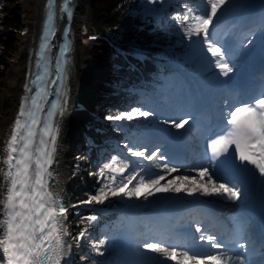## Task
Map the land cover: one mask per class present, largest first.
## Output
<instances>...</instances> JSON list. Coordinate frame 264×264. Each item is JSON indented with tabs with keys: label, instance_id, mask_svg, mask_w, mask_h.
I'll return each instance as SVG.
<instances>
[{
	"label": "snow or ice",
	"instance_id": "1",
	"mask_svg": "<svg viewBox=\"0 0 264 264\" xmlns=\"http://www.w3.org/2000/svg\"><path fill=\"white\" fill-rule=\"evenodd\" d=\"M201 2L203 9L200 7ZM225 3L226 0H198L193 6V0H185V11L182 14L177 12L173 19L181 26L183 36L189 41L185 45L189 60L196 63L204 74L203 80L178 84L167 107L137 106L120 111L114 116L106 115L105 120L114 122L146 121L144 128L148 130L126 139L118 154L112 155L97 171L90 173L98 177L97 189L78 205L73 204L72 208L103 205L110 197L131 201L133 198L139 199L144 189H150L144 195L149 206L172 203L181 208L196 209L202 203L199 200L169 201L165 198L153 202L149 201V197L156 193H175L179 196L184 192L189 197L198 193L206 197L226 195L230 200H238L244 193L237 184L229 186L230 180L241 184L259 182L264 186V72L260 75V91L254 95L238 91L235 77L231 75L246 61L259 59L264 65V0H260V10L256 17L260 23L257 26L239 33L230 32L228 38L221 41L214 37L210 25L215 27V21L224 15L220 10ZM54 9L53 0H49L37 60L36 93L24 99L6 144L4 163L7 187L2 205L3 215L0 216L3 225L0 228V235L3 236L0 247L3 248L7 264H72L73 248L82 247L81 240L91 238L87 227L79 231L77 236H71L64 224L69 209L62 201L53 198L46 183V176L51 175L49 168L53 163L59 133L54 118L57 115L62 118L68 96L65 83L68 76L66 54L70 49L67 29L63 34L64 43L59 49L60 54L55 61V78L50 79L53 73L50 71L52 62L48 53L52 47L50 38L55 35ZM61 11L67 12L68 21L71 22L72 11L69 4L65 3ZM144 11L148 13L158 10L145 8ZM205 82H210L211 87ZM50 96L55 99L49 101ZM197 96L201 100V108L206 107L209 97L220 98L213 124L206 131V163L195 169L200 178H206V183L201 184L200 179L187 175H177L161 186L166 175L176 173L179 169L174 164L164 163L157 165L163 169L161 174L149 176L139 161L152 160L154 157L161 161L169 160L166 144L175 134L162 126L170 125L171 128L180 129L187 124L189 118H192L188 109L193 107L191 101ZM117 128H120L119 124ZM117 148L119 149V145ZM209 149L211 156L208 155ZM133 163L136 168L125 176ZM250 165L253 167L250 168ZM141 172L145 175H141ZM214 177L217 179L214 180ZM129 185H132L130 189ZM184 185L188 187L184 188ZM121 211L123 216L118 223H122L126 217H135L140 212V207L127 204ZM75 215L80 216L82 221L98 220L96 214H82L78 210ZM143 219L147 221L146 226H149L150 231L159 227V221L155 218ZM172 228L177 237L198 240L215 251L200 254L191 251L187 244L176 246L161 242L154 236L145 240L135 236L130 229H114L111 235L98 239L91 246L96 255L104 257L114 246L112 242L120 238L128 247V256L116 264H150L152 258L145 255L148 252L165 261H174L175 264H251L246 254V244L250 245L246 220L237 224L235 233L230 237L210 233L207 227L194 219L186 223L177 221ZM193 228L195 233H199L198 237L194 235ZM141 247L144 252L140 251ZM80 258L87 259L83 255ZM94 264L114 262L105 259Z\"/></svg>",
	"mask_w": 264,
	"mask_h": 264
},
{
	"label": "bare ground",
	"instance_id": "2",
	"mask_svg": "<svg viewBox=\"0 0 264 264\" xmlns=\"http://www.w3.org/2000/svg\"><path fill=\"white\" fill-rule=\"evenodd\" d=\"M42 3L43 0H20V4L23 5L22 7L24 10V15H27L28 23L30 24L32 31L30 30V33L27 35H23L22 32L19 33L18 40L15 44V55L13 59L9 61V69L1 89L0 156H3L4 158L7 152L6 144L10 138V134L7 133L9 127L11 126L10 121L8 120H10V118L13 116V112H18L20 100L24 95L23 86L25 82L26 62L28 58L27 51L31 41L30 38L35 34V31L37 30L41 21ZM27 11L29 12L27 13ZM90 15L91 0H79L78 17L76 18L75 24L77 26L81 24L89 25ZM111 63L112 60L108 56L102 54L100 46L96 45L92 49H85L81 45L77 44L75 64L72 68V77L69 84L73 105L70 107V111L65 113L64 118L61 121V138L57 144L56 166L50 178L53 195H56V197L62 199L64 203L66 202V193L71 186L70 178L74 173L73 163L66 159V154L69 150V144L66 143L64 136L70 133L71 127L76 125L77 120H81L83 116L85 117L86 114L90 113L87 111V109L92 104V94H90V92H83L82 90V77L85 73H90L95 79L100 80L109 71ZM7 97H12L13 107L9 109L12 111L4 109L5 99ZM77 100H80V103L75 105ZM196 175L197 177L191 178L200 179L201 184H204L205 178H200L198 173H196ZM4 178L5 172L0 171V216L3 215L2 205L4 202V197L6 196L4 193ZM167 181L168 180L165 182ZM200 186L201 185H196V187ZM221 197L226 202L229 210L234 203L231 202L232 200H230L226 195H221ZM70 210L71 209H69V213ZM66 221H64V224L67 228ZM1 224L2 220H0V228ZM2 238L3 236L0 235V239ZM67 239L70 238L68 237Z\"/></svg>",
	"mask_w": 264,
	"mask_h": 264
},
{
	"label": "trees",
	"instance_id": "3",
	"mask_svg": "<svg viewBox=\"0 0 264 264\" xmlns=\"http://www.w3.org/2000/svg\"><path fill=\"white\" fill-rule=\"evenodd\" d=\"M10 2H12V1H10ZM10 2L8 3V2H6V3H4V5H8L6 8H7V12H6V14L7 13H9L10 15H14V13L13 12H11L8 8H9V6H10ZM109 2L110 1H107V0H103V1H101V4L102 5H105V6H107L108 4H109ZM110 9H112V10H110V13H109V15H110V17H111V15H112V13H113V15H117V14H120L121 13V10L119 9V7H118V5H117V2H115L111 7H110ZM112 11V12H111ZM111 19H113V20H115V21H117V20H123V18L120 16V15H117L115 18H111ZM104 20L107 22V23H111L112 21L108 18V17H105L104 18ZM121 25V23H117V28H118V30H120V26ZM8 51H9V49H8V47L7 48H3L2 46H1V43H0V66H4L5 65V62H4V58L8 55ZM1 68V67H0ZM79 182H77V184H76V189H75V191L73 192V195H72V198L74 199V200H76V201H79V200H86L87 198H88V194H89V192L87 191V188L86 187H82V186H80V184H78ZM82 227H84L83 225H82Z\"/></svg>",
	"mask_w": 264,
	"mask_h": 264
},
{
	"label": "rangeland",
	"instance_id": "4",
	"mask_svg": "<svg viewBox=\"0 0 264 264\" xmlns=\"http://www.w3.org/2000/svg\"><path fill=\"white\" fill-rule=\"evenodd\" d=\"M11 4H12V3H11ZM22 6H23V5L20 4V0H16V1L13 2V4L10 6V9H11L12 11H15V10L17 9V12L15 13L17 16H14V15H13V17H12V16L10 15V17H12V19H13V20H11V24L15 25L16 22H15L14 19H17V20H18L20 14L24 12ZM6 16L9 17V14H7ZM19 24H20V27H19L17 30H15L16 41L18 40V35H19V33L21 32V30H22V23L20 22V19H19ZM2 25H3V24H2ZM6 31H7V30H5V26H0V35H1V34H2V35H6V33H7ZM6 38H7V36H5V39H6ZM15 44H16V43H15ZM15 44H14V46H13L11 52L9 53V54H10V57H9V60H8V69H9V61H10L11 59H13V57H14V55H15ZM7 72H8V70H7ZM106 77H107V74H105V76H104L103 78H101V79L96 83V86H99V84L102 83V82H103V79L106 78ZM86 91H89V92L92 91V92H93V91H95V90H94V89H93V90L88 89V90H86ZM93 93H94V92H93ZM93 97L96 98L95 95H94ZM92 99H93V98H92ZM12 101H13V100H12V97H7V98H6L5 105H6L7 108H9V106L13 105V104H12ZM92 101H93V100H92ZM87 110L89 111L90 109L88 108ZM75 168H76V166H75ZM174 177H175V176H174ZM171 178H173V177H171ZM73 257H74V255L72 256V261H73Z\"/></svg>",
	"mask_w": 264,
	"mask_h": 264
}]
</instances>
